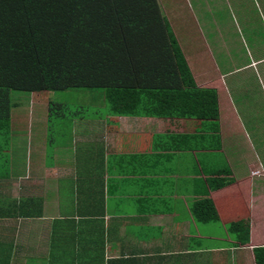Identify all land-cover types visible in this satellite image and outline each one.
<instances>
[{
	"label": "crops",
	"instance_id": "1",
	"mask_svg": "<svg viewBox=\"0 0 264 264\" xmlns=\"http://www.w3.org/2000/svg\"><path fill=\"white\" fill-rule=\"evenodd\" d=\"M174 5L167 18L218 107L162 94L139 114L81 118L57 143L48 114L39 124L12 114L0 264H264V0H200L182 30ZM228 8L239 24L209 22ZM245 35L247 61L234 41Z\"/></svg>",
	"mask_w": 264,
	"mask_h": 264
},
{
	"label": "trees",
	"instance_id": "2",
	"mask_svg": "<svg viewBox=\"0 0 264 264\" xmlns=\"http://www.w3.org/2000/svg\"><path fill=\"white\" fill-rule=\"evenodd\" d=\"M71 88L111 91L105 106L118 114L149 111L162 94L218 107L217 91L196 83L159 0H0V137L13 117L12 90Z\"/></svg>",
	"mask_w": 264,
	"mask_h": 264
},
{
	"label": "rangeland",
	"instance_id": "3",
	"mask_svg": "<svg viewBox=\"0 0 264 264\" xmlns=\"http://www.w3.org/2000/svg\"><path fill=\"white\" fill-rule=\"evenodd\" d=\"M166 15L171 16V2L172 0H159ZM175 2L174 8L179 18H183L179 23V30L183 29L185 22L190 21L194 24V12L200 13V0H173ZM232 9H221L219 11L211 10L209 12V22L214 25H221L225 23V19L231 21L232 24H239V12L237 10L231 12ZM176 29L178 27L174 25ZM180 32V31H179ZM196 34L198 32L196 31ZM181 39L182 33H180ZM234 41L237 46L241 48L235 49L240 59L247 61L248 42L250 41L245 36H234ZM115 94V90H112ZM111 91L104 89H88V88H71L65 90H47L40 92H26V91H11V99L15 106H12L13 116L17 118L16 123H35L39 124L45 121L46 114H48V128L47 135L49 140L54 137L55 143L60 142L61 135L67 134L73 125L81 121L78 116L85 115L86 119L104 118L107 106H105L106 99H109ZM50 103H57L61 107L53 105L50 109ZM65 113V115L62 114ZM79 112V113H75ZM15 114L17 116H15ZM51 114V115H50ZM101 115V117H100ZM61 128V129H60ZM7 138L0 137V150L6 148ZM65 140V138H64ZM54 144V143H51ZM52 147H49V154ZM52 160V159H49Z\"/></svg>",
	"mask_w": 264,
	"mask_h": 264
},
{
	"label": "built area",
	"instance_id": "4",
	"mask_svg": "<svg viewBox=\"0 0 264 264\" xmlns=\"http://www.w3.org/2000/svg\"><path fill=\"white\" fill-rule=\"evenodd\" d=\"M258 172H259V171H255L254 173H255V174H258Z\"/></svg>",
	"mask_w": 264,
	"mask_h": 264
}]
</instances>
